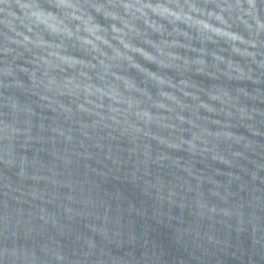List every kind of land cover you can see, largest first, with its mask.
<instances>
[{"label":"water","instance_id":"obj_1","mask_svg":"<svg viewBox=\"0 0 264 264\" xmlns=\"http://www.w3.org/2000/svg\"><path fill=\"white\" fill-rule=\"evenodd\" d=\"M264 264V0H0V264Z\"/></svg>","mask_w":264,"mask_h":264},{"label":"clouds","instance_id":"obj_2","mask_svg":"<svg viewBox=\"0 0 264 264\" xmlns=\"http://www.w3.org/2000/svg\"><path fill=\"white\" fill-rule=\"evenodd\" d=\"M7 259L9 261V264H16L18 260L21 259L14 251L8 250Z\"/></svg>","mask_w":264,"mask_h":264}]
</instances>
